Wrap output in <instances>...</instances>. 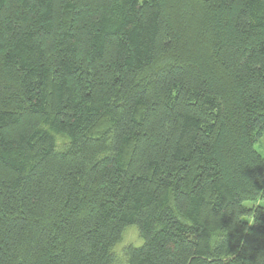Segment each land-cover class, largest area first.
I'll return each mask as SVG.
<instances>
[{
	"label": "trees",
	"instance_id": "obj_1",
	"mask_svg": "<svg viewBox=\"0 0 264 264\" xmlns=\"http://www.w3.org/2000/svg\"><path fill=\"white\" fill-rule=\"evenodd\" d=\"M261 134L264 0H0V264H264Z\"/></svg>",
	"mask_w": 264,
	"mask_h": 264
},
{
	"label": "clouds",
	"instance_id": "obj_2",
	"mask_svg": "<svg viewBox=\"0 0 264 264\" xmlns=\"http://www.w3.org/2000/svg\"><path fill=\"white\" fill-rule=\"evenodd\" d=\"M253 148L260 154L264 155V134L257 136ZM143 242L144 239L138 226L125 228L122 231L120 238L114 241L110 248V251L114 254L113 264H128L129 256L126 252V246L130 243L139 245Z\"/></svg>",
	"mask_w": 264,
	"mask_h": 264
},
{
	"label": "rangeland",
	"instance_id": "obj_3",
	"mask_svg": "<svg viewBox=\"0 0 264 264\" xmlns=\"http://www.w3.org/2000/svg\"><path fill=\"white\" fill-rule=\"evenodd\" d=\"M140 2H142L143 0H139ZM65 144H66V140L64 139V138H62V137H59V138H57V145H58V147L61 149V148H63L64 146H65ZM264 156V155H263ZM247 204V203H246ZM246 220V219H245ZM248 220V219H247ZM132 226H135V225H130V226H128V227H132ZM127 227V228H128ZM144 243V242H143ZM143 243L142 244H139V245H136V244H134V243H130V244H128L127 246H130V245H132V246H135V247H140V246H142L143 245ZM126 246V247H127Z\"/></svg>",
	"mask_w": 264,
	"mask_h": 264
}]
</instances>
